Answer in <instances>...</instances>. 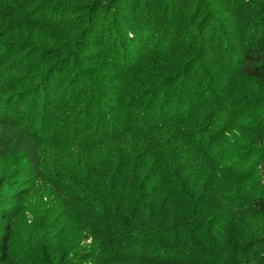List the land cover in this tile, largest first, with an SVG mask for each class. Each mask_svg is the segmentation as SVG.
Masks as SVG:
<instances>
[{"label": "trees", "instance_id": "trees-1", "mask_svg": "<svg viewBox=\"0 0 264 264\" xmlns=\"http://www.w3.org/2000/svg\"><path fill=\"white\" fill-rule=\"evenodd\" d=\"M29 1L23 0L21 5L26 20L48 30L52 40L50 45L40 47L28 39L20 43L7 41L4 33L0 32V110L4 111L7 120L17 118L20 124L21 116L25 114L23 106L28 100L29 108L34 105L37 110V115L32 118L34 123L39 120L43 123L48 105L53 107L64 96L71 97L70 92L66 94L63 89L59 90L56 101H46L39 112V98L52 96L49 92H52L53 79L62 69L80 70L87 66V71L99 77L101 84L98 89L103 94L102 98L109 102L96 99L95 105L88 107L90 117L98 106L97 123L90 136L97 137L99 143L130 139L124 148L117 147L119 155H122L112 169V176L106 178L107 171L103 176H97L101 180L100 191L86 190L88 201L93 200L88 209L94 210L99 222L86 225L87 231L80 245L71 249L61 246L54 250L49 264H211L208 250L199 248L193 239L198 231L185 226L177 232L179 237L175 236L176 216L181 208H184L186 216L198 214V209L207 205L204 197L209 187L204 178L198 177L199 172L195 175L198 171L195 165L198 152L209 136L203 131L174 127L178 121L191 122L195 110V105L188 107L187 98L174 94V88L182 84L198 96L199 85L205 82L202 66L221 72L232 62L264 90V0H233L228 5V12L236 14L242 11L240 16L253 10L254 6L260 8V21L252 31L248 30L250 36L236 52L237 55L233 53L235 37L229 30L226 34L220 31L217 24L223 16L211 11L214 15L202 17L203 8H196L189 14L182 10V0H169L173 11L170 17L169 11L159 14V9L152 7V2L147 0L142 4L141 13H137L136 6L130 7L128 0H109L111 3L107 0H77L79 3L67 0L62 5L60 1L38 0L41 3H36L34 10H46L38 16L32 14L34 10L30 8ZM44 1L49 2L45 5ZM210 3L207 6L214 9L215 2ZM104 20L112 23H105L102 30ZM233 24L238 33L244 30L242 24ZM194 31V41L200 42L199 49L184 64L177 62L173 56L184 53L182 39ZM106 32L108 41H105ZM158 32L160 38L155 42L154 36ZM142 46L145 48L143 54L137 56L135 62L131 61L128 51L136 53ZM222 48H227L226 55ZM5 50L18 54V57L10 59ZM75 50L83 59L76 60ZM171 58L173 65L169 67L167 64ZM36 60L46 64L52 61L49 72L40 75L39 70L33 68L35 64L32 62ZM133 63L138 65V75L146 76L143 79L144 86L148 85L147 91L137 92L126 86L124 73L130 66V69L135 68ZM4 64L7 67L3 69ZM168 72L172 73L170 77L160 79ZM24 81L38 85L34 96H29V91L18 89ZM177 105L178 110L175 109ZM141 108H144L142 115L139 114ZM179 110L186 113L184 119H179ZM164 114L176 117V121L167 123ZM7 120L5 125L9 124ZM251 141L262 146L264 135L253 134ZM105 162L100 157L94 169L89 167V171L96 174ZM117 163L123 164L122 167L116 168ZM202 167L203 163H200L198 168ZM103 168L108 169L106 164ZM18 170L20 177L29 176L25 167ZM253 171L264 181V155L257 165H253ZM20 189L5 173H0V264H22L10 251L11 220L17 214L11 205L23 199ZM247 199L260 216L239 233L236 264H264V194L248 193ZM225 208L223 206L219 212ZM88 214L91 215L90 212ZM190 221L194 218L186 217L184 223ZM230 223V216L220 213L209 222L208 228L224 236ZM152 232L157 234V238ZM109 234L116 236L110 237ZM89 238H92L91 242H88ZM222 264L234 263L227 260Z\"/></svg>", "mask_w": 264, "mask_h": 264}, {"label": "rangeland", "instance_id": "rangeland-1", "mask_svg": "<svg viewBox=\"0 0 264 264\" xmlns=\"http://www.w3.org/2000/svg\"><path fill=\"white\" fill-rule=\"evenodd\" d=\"M52 1H60L61 5L67 2ZM147 1H151L152 7L159 9V14L169 11V17L172 16L169 0ZM211 1L215 2L214 9L207 6ZM38 2L41 3L38 0H30V8L34 10ZM47 2L42 3L46 5ZM73 2L79 3L77 0ZM145 2L146 0H128V5L132 8L136 6L139 10L137 13H141L140 9ZM22 3L23 0H0V32L4 33L7 41L20 43L28 39L40 47L50 45L52 38L49 31L42 30L26 20V14L21 10ZM232 3L233 0H182L180 6L183 11L190 12L189 14L194 13L196 8H200L199 10L203 8L202 17L212 16L217 12L223 16L217 24L221 27L220 31L223 30L226 34L229 30L235 37L236 47L233 53L237 55L236 52L241 50L250 36L248 30L252 31L260 21L258 17L260 8L254 6L253 10L245 11L244 16H240L242 11L236 14L227 11L228 5ZM36 12L34 10L32 14L38 16L41 12L46 13V10ZM107 22L109 25L112 23L104 20L101 29ZM233 22L242 24L244 30L238 33ZM195 35L196 31L189 33L188 38L182 39L184 53H176L173 56L177 62L184 64L191 54L199 49L200 42L194 41ZM108 36L106 32L105 41H108ZM154 38L155 42L160 38L159 32ZM185 49H188V52ZM222 50L226 55L227 48ZM137 51L136 53L128 51L133 62L137 60V56L143 54L145 48L139 47ZM5 53L10 59L18 57V54L10 50H5ZM75 58L83 59L76 50ZM169 62L167 65L170 67L173 65V59L171 58ZM51 63L52 61L46 64L40 60L32 62L35 64L33 68L38 69L40 75L49 72L48 67ZM133 65L135 68L130 69V66L124 73L126 86L137 92L147 91L148 85L144 86L146 76H139L138 65L135 63ZM6 67L7 64L2 66L3 69ZM201 71L205 73V82L199 85L198 96L195 95V91L185 89L182 84L175 85L174 94L187 98L188 107L192 108L195 105V110L191 122L178 121L174 127L179 130L186 127V130L203 131L209 136L205 146L199 150L204 155L198 152V163L195 165L198 169L195 175L199 172L198 177L204 178L205 184L209 187V192L204 197L207 205L198 209V214L186 216L184 208H181L176 216V222L174 221L175 232L189 226V230L198 231L197 234L194 233L193 239L199 248L208 250L211 264H222L227 260L236 264L238 235L252 223L253 219L260 216V213L249 204L247 194L256 196L264 194V181L256 171H253V165H257L259 159L263 158L264 145L258 146L251 141L253 134L264 135V121H261L264 118V90L232 62L221 72H216V68L212 69L206 65L202 66ZM171 74L168 72L160 79L170 77ZM95 76L87 71V66L80 70L62 69L59 76L53 79L52 92H49L52 96L44 95L39 98L38 111L45 106L46 101H56L59 90L63 89L66 94L70 92L71 97L68 99L64 96L59 102H55L53 107L48 105L49 109L44 115L43 123H40V120L37 124L34 123L32 118L37 115V110L34 105L29 108L28 100L23 106L25 114L21 116L23 120L20 124L17 118L7 120L4 111L0 110V173H5L21 187L23 196L18 203L11 205L16 208L17 214L11 220L10 240L11 253L15 260L22 264H49L54 250L61 246L71 249L80 245L81 238L87 231L86 225L94 224V221L99 222L94 210L88 209L93 200L88 201L86 190L93 193L95 191L91 189L100 191L101 180L97 176H103L106 171V178L112 176V169L122 155H119L117 147L124 148L125 142H129L130 139L126 138L121 142L111 139L99 143L97 137L90 136L97 123L95 115L98 106H95L96 111L90 117L88 107L90 108L96 99L109 103L108 99L102 98L103 94L98 89L100 79ZM119 83L122 81L119 80ZM20 86L19 90L29 91V96H34L37 90L35 86L38 85L24 81ZM196 98L198 99L194 102ZM175 109H179L178 105ZM143 110L144 108L140 109V115L143 114ZM179 113H181L179 119L186 117L183 111L179 110ZM175 119L176 117L164 114L167 123L170 120L176 121ZM6 120L8 125H5ZM100 157L106 162L99 169H95L97 173L93 174L89 169H94ZM200 163H203L202 168H198ZM105 164L107 170L103 168ZM122 165L117 163L116 168ZM21 166L28 170V177L19 176L17 171ZM16 167L18 169L15 172ZM223 206L226 207L225 210L219 212ZM220 213L228 214L231 219L224 236L208 228L209 222L216 219ZM186 217L194 218V221L184 223ZM176 233L175 236L178 238L180 233L177 235ZM152 235L157 238L155 232H152ZM91 241L92 238H89L88 242Z\"/></svg>", "mask_w": 264, "mask_h": 264}]
</instances>
